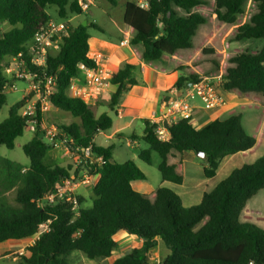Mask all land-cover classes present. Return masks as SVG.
I'll return each mask as SVG.
<instances>
[{
	"label": "trees",
	"instance_id": "1",
	"mask_svg": "<svg viewBox=\"0 0 264 264\" xmlns=\"http://www.w3.org/2000/svg\"><path fill=\"white\" fill-rule=\"evenodd\" d=\"M106 1L112 7L121 2ZM147 2V8H140L137 0H125L122 5L124 36L141 62L157 72H181L175 84L179 91L189 83L221 78L223 91L250 103L199 129L188 120H179L170 127L168 142L157 137L158 124L144 121L142 135L132 136L148 145L139 151V159L151 165L153 153L158 154L162 180L176 185L183 182L185 151L205 155L207 178L217 175L227 155L241 154L244 165L190 208L165 187L152 195L134 190L132 182L146 180L141 167L134 160L122 164L114 161L115 146L98 147L93 142L96 135L111 129L113 118L108 113L96 118L90 104L69 93L71 80H80L81 65L89 70L98 67L89 55L88 29L95 24L70 23V14L82 15L76 0H0V108L13 86L4 76L10 67L7 59H18V64L35 76L34 83L56 77L57 91L48 99L49 106L78 120L61 125L60 138L72 150L93 144V155L105 160L97 169L86 167L98 178L93 202L91 207L81 208L73 219L74 214L65 204L38 205L62 178L70 177L72 170L70 166H47L45 159L51 146L40 130L22 146L29 166L0 156V244L31 239L41 223L52 220L50 232L28 246L17 264H71L70 257L75 252L90 260L108 259L118 251L116 236L121 233L135 235L143 244L103 264H147L158 239L169 250L163 264H264V0H214L218 30L207 33L200 57H190V50L207 23L198 10L208 2ZM249 3L253 10L246 12ZM52 6L61 19H67L68 27L61 38V49L48 56L45 67L36 68L30 63V44L52 19L48 13ZM3 22L8 23L10 31H2ZM217 39L224 43L221 45ZM248 41L257 43L249 49L231 51ZM234 43L237 45L232 46ZM219 60L226 62L225 69L219 68ZM138 67L141 65L126 63L110 77V83L117 86L108 102L111 112L117 114L119 101L138 85ZM24 102L22 99L15 103L8 118L0 123V147L13 150L16 140L24 135L29 119L20 113ZM38 120L42 121L40 111ZM11 191L14 196L9 198Z\"/></svg>",
	"mask_w": 264,
	"mask_h": 264
},
{
	"label": "crops",
	"instance_id": "2",
	"mask_svg": "<svg viewBox=\"0 0 264 264\" xmlns=\"http://www.w3.org/2000/svg\"><path fill=\"white\" fill-rule=\"evenodd\" d=\"M88 22L89 21H85L84 23L88 24ZM123 29H120L121 34L123 33ZM120 43V45L111 44L104 37H100L99 35H90L89 55L94 60H96L98 67L95 70L81 68V83L85 82L87 78L92 75L98 78L106 79L104 81H101L100 84L93 82L91 88L99 89V91L96 93V98L92 99V101H94L93 103L103 101L108 105L111 96L117 91V86H114L110 83V77L114 73H116L123 66V64L130 63L134 65H141V67H139V71L141 72L142 77H135V79L139 82L138 85L130 88V90L124 95L123 99L119 101V104L116 108L117 111L122 114V117L120 118L117 116L118 121L115 122V120L113 119L114 123L112 124V127L109 131L99 133L94 138L93 142L98 147L105 148L112 146L113 144H111V141L115 138L122 139L124 137L125 131L135 125L137 121H141L144 125V121L146 120H158L162 113L167 111V102L172 100L177 94L181 93V91L175 88L177 80L182 75L181 72H174L169 75L148 68L145 63L141 62L133 54L134 52L128 45L125 36L121 39ZM133 59L134 61H132ZM148 71H152L153 73H155V77L148 80ZM220 94L226 99V105L212 110H199L197 112L195 120V123L198 126L194 125L196 129L203 128L212 121L218 120L226 113L238 106L250 103L249 101L241 100L236 95L227 93L223 90L220 91ZM142 133L131 134V139L133 135L141 136ZM137 141L138 140H133V142L135 143H137ZM147 148L148 145L146 148L141 149L144 150ZM141 149H139V151ZM139 151L137 153L138 158ZM113 160L116 161L114 157ZM133 160L141 167L146 176L145 181L136 180L132 182V187L134 190L140 192L143 195H152L158 188L165 187L177 193L181 197L182 204L188 208L198 205L203 199L205 193L213 191L219 185V183L230 176L235 169H240L244 165V160L241 154L236 153L227 155L221 160L219 168L217 170V175L211 178H207L204 176V160L198 158L193 152L185 151L183 153V182L180 185H176L170 182H165L164 180H162L161 176L157 177V175H155L154 168L159 171V165L161 163V158L158 154L153 153L151 165H147L144 163V165H142L141 163L136 161V159ZM97 179L98 178L96 177L95 184L97 182ZM94 187L88 186L81 188L85 189L88 193H82L80 189V198L81 196L85 197L86 195L92 193ZM116 241L118 242L117 252L120 251L121 255L117 257H114L113 255L108 259L99 260L101 264L105 263L106 261H110L109 259H113V262L116 259L127 254L132 248L137 246L140 247L141 244H143V240L139 239L135 235H129L127 233L118 234L116 236ZM161 241V239L157 240V244L149 252L148 258L151 259L150 255H152V251L159 248V246L161 245ZM29 242L30 239L21 241L9 240L1 243L0 260L9 259V257L14 253L20 254L21 252H25L26 248L28 246H31ZM127 245L130 246L127 247ZM168 254L164 255L163 259ZM82 257L85 258L84 255ZM18 258L19 257H14L12 261L16 262Z\"/></svg>",
	"mask_w": 264,
	"mask_h": 264
},
{
	"label": "rangeland",
	"instance_id": "3",
	"mask_svg": "<svg viewBox=\"0 0 264 264\" xmlns=\"http://www.w3.org/2000/svg\"><path fill=\"white\" fill-rule=\"evenodd\" d=\"M125 0H121L120 5L116 7L110 6V4L106 0H96L95 4L92 5L91 9L86 14H82L79 16L76 15H69L70 18L69 21L73 25H79L80 23H84L85 21H89L93 24H95V27H91L88 29V32L91 36L99 35L100 37L106 38L111 44L120 45L121 39L124 38V24H123V8L122 5ZM208 2V4L202 8H199V13L203 14L204 17L207 19L206 25L203 27L202 32H200L199 36L194 38L193 44L194 47L192 50H190V57H197L202 56V53H200V47L201 44H205L207 42L206 35L208 32L216 33L218 30V20L216 19V16L214 15L213 9L215 8L214 0H205ZM139 2V0H137ZM253 10V5L249 3V5L246 7V12L248 10ZM251 10V11H252ZM48 13L52 17V20L54 21H64L67 22L65 19H61L58 13L57 8L50 7L48 8ZM218 23V24H217ZM124 27V29H123ZM2 31L8 32L11 30V27L8 25V23L3 22L1 24ZM120 29H123V33L121 34ZM227 35V34H226ZM218 43H221V45L224 43L221 40L217 39ZM257 42L255 41H248V44H244L243 46H238L236 43L232 44V46L237 45L231 49V51H234L236 48H244L249 49L254 47ZM231 46V47H232ZM134 61V59L132 60ZM7 63L10 64L11 72H4V76L9 80L13 82V87L7 90L6 94V103L0 108V123H2L5 119L9 116L10 108L17 102H19L22 99H25L24 105L22 109L20 110V113L22 115L29 114L30 112H35L37 106L41 104V100L38 98L37 94L33 91V88L31 87V83L26 81L24 78L17 77L18 72V65L13 59H7ZM220 66L219 68H226V62H222L219 60ZM124 66V64H123ZM122 66V67H123ZM148 80L155 77V73L152 71H148ZM180 74V73H178ZM135 77L140 78L142 77L141 72L139 71V67L135 71ZM91 101L89 104L91 105V108L96 116L98 118L103 113H108L115 122L118 121V117L115 114V112H111L108 108L107 103L100 101L95 102ZM194 103H197L198 105H201L202 102L199 98L195 100ZM47 109H45L42 112V122L48 124V126H53L59 131V127L61 125H69L71 123H77L78 120L74 119L70 113H66L63 111H60L58 109L52 108L49 106L48 101L46 102ZM202 106V105H201ZM143 129V123L141 121H137L135 125H133L131 128L125 131L124 137L122 139L115 138L111 141V144L115 145V148L113 149V157L114 159L122 164L126 161L136 159L139 163L142 165L143 162L138 158V151L141 148H146L147 145L143 143V141H137V143L133 142L131 139V134H141ZM34 133L29 131H24V135L22 137H19L16 140V144L13 150H8L4 146L0 147V156L17 161L22 163L24 166H29L30 161L25 156L22 150V146L29 143L33 137ZM81 158V156H78L77 154H73L72 149L65 143H58L57 145L51 146L50 150L46 156L45 163L49 167H55V166H63L68 167L70 166L72 168L70 172V177H81L82 176V170L83 167L81 165H78V160ZM155 175L157 177L160 176V172L154 168ZM93 191V190H92ZM82 193H88L85 189H81ZM91 192V190H90ZM14 196V192L11 191L8 193V197L12 198ZM81 208H89L92 205L93 202V192L86 195L85 197L81 196ZM264 210V206L263 209ZM130 245H127L129 247ZM25 253V252H24ZM168 249L164 246V243L161 241V245L159 248L152 251L151 259L148 258L147 264H163V256L168 254ZM73 254H79V255H73ZM70 257V263L71 264H101L99 260H90L89 258L85 259L82 257L83 255L81 253L75 252ZM121 255L120 251L116 252L114 254V257H117ZM14 257H19L16 262H13L12 259ZM21 255L19 253L12 254L9 259H1L0 264H17L21 263ZM110 261H106L105 263L112 262L113 259H109Z\"/></svg>",
	"mask_w": 264,
	"mask_h": 264
},
{
	"label": "built area",
	"instance_id": "4",
	"mask_svg": "<svg viewBox=\"0 0 264 264\" xmlns=\"http://www.w3.org/2000/svg\"><path fill=\"white\" fill-rule=\"evenodd\" d=\"M96 0H76L77 5L80 7L82 14L88 13L92 5ZM140 8H147V0H139ZM68 27V23L64 21H54L50 19L45 26H42L35 34L29 48L30 63L36 68H42L47 65L48 56L56 54L61 49V38ZM18 65L17 77L24 78L31 83V87L38 98L41 100L39 104V110L36 109V113L30 112L24 114L25 117H29L26 122V131L35 134L37 130L42 132L45 140L50 146L57 145L58 143L67 144L66 140H62L59 136V131L53 126L40 121L38 122V112H42L47 109L46 102L57 91V78L47 77L44 82L34 83V77L24 67L18 64V59H13ZM81 68H85L81 65ZM11 69V68H9ZM7 69L9 73L11 70ZM105 78H98L94 75L89 76L83 83L79 79H72L69 87V93L73 98H79L85 103L89 104L93 98H96V93L99 91L97 88H91L93 82L100 84ZM222 79H203L193 84L190 83L189 87H185L181 90V93L177 94L172 100L167 102V111L163 112L158 120H151L152 123L158 124L155 133L157 137L162 141H170L171 135L169 129L173 124L179 120H188L191 124L196 125V115L201 109L212 110L226 105V99L220 94L222 91L221 83ZM13 87V86H12ZM199 98L202 102V106L194 103ZM38 108V106H37ZM118 117H122V114L118 111L116 114ZM165 122L169 125L165 126ZM198 126V125H196ZM68 145V144H67ZM69 146V145H68ZM93 144L90 146L81 148L76 147L72 150L73 154L81 156L78 160V165L83 167L81 177H68L62 178L57 184L55 189L48 193L43 200L38 202L39 206L65 204L69 207L70 211L77 217L81 209L80 202V189L88 186H95L96 176L88 173L86 167H94L97 169L105 164V160L102 156L95 157L92 153ZM52 220H48L40 224L36 235L30 239V245H33L43 234L50 232ZM20 255H24L21 252ZM253 264V262H251Z\"/></svg>",
	"mask_w": 264,
	"mask_h": 264
},
{
	"label": "water",
	"instance_id": "5",
	"mask_svg": "<svg viewBox=\"0 0 264 264\" xmlns=\"http://www.w3.org/2000/svg\"><path fill=\"white\" fill-rule=\"evenodd\" d=\"M83 24H84V26H87V23H83ZM189 86H190V83L187 84V87H189ZM165 126L168 128L169 125L165 122ZM196 156L200 159H204V157H205V155L203 153H197Z\"/></svg>",
	"mask_w": 264,
	"mask_h": 264
}]
</instances>
